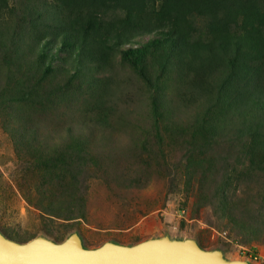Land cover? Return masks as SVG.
I'll return each instance as SVG.
<instances>
[{"label": "trees", "instance_id": "1", "mask_svg": "<svg viewBox=\"0 0 264 264\" xmlns=\"http://www.w3.org/2000/svg\"><path fill=\"white\" fill-rule=\"evenodd\" d=\"M8 3L0 0V112L15 143L37 160L41 216L86 217L95 129L110 125L117 107L107 103L117 92L115 100H131L116 61L145 85L151 128L176 121L174 111L191 105L196 148L229 142L237 146L236 166L248 161L246 172L263 180L264 0ZM201 163L205 158L190 162ZM234 182L241 180L224 173L217 186L220 215L247 231L254 227L228 211Z\"/></svg>", "mask_w": 264, "mask_h": 264}, {"label": "rangeland", "instance_id": "2", "mask_svg": "<svg viewBox=\"0 0 264 264\" xmlns=\"http://www.w3.org/2000/svg\"><path fill=\"white\" fill-rule=\"evenodd\" d=\"M22 1L8 0V4L19 7ZM33 1L37 6L41 2ZM114 63L113 69L124 80L122 91L131 100L126 104L115 100L117 92L107 103L117 107L110 125L95 129L97 138L91 143L95 165L85 173L84 219L55 221L41 216L34 197L40 178L37 160L28 155V147L15 143L3 126L5 112H0V231L18 242L36 235L60 242L76 231L87 248L106 240L132 244L163 234L192 237L204 249L218 248L229 259L264 264V176L260 182L247 173L248 161L236 166L237 146L229 142L211 143L201 153L198 142L191 141V105L174 111L176 121L151 128L146 114L151 100L145 85L127 63ZM197 156L205 163L191 165ZM229 172L241 182L230 187L228 211L254 227L247 231L220 215L217 186ZM240 198L246 202L237 203Z\"/></svg>", "mask_w": 264, "mask_h": 264}, {"label": "water", "instance_id": "3", "mask_svg": "<svg viewBox=\"0 0 264 264\" xmlns=\"http://www.w3.org/2000/svg\"><path fill=\"white\" fill-rule=\"evenodd\" d=\"M0 264H253L229 259L218 248L204 249L192 237L163 234L132 244L106 240L87 248L73 231L62 241L44 235L18 242L0 231Z\"/></svg>", "mask_w": 264, "mask_h": 264}, {"label": "flooded vegetation", "instance_id": "4", "mask_svg": "<svg viewBox=\"0 0 264 264\" xmlns=\"http://www.w3.org/2000/svg\"><path fill=\"white\" fill-rule=\"evenodd\" d=\"M2 232V231H1ZM3 233V232H2ZM4 234V233H3ZM82 243H83V241H82Z\"/></svg>", "mask_w": 264, "mask_h": 264}]
</instances>
